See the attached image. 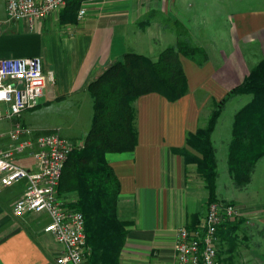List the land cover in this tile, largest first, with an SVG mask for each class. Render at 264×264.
Returning <instances> with one entry per match:
<instances>
[{
    "label": "crops",
    "instance_id": "obj_1",
    "mask_svg": "<svg viewBox=\"0 0 264 264\" xmlns=\"http://www.w3.org/2000/svg\"><path fill=\"white\" fill-rule=\"evenodd\" d=\"M195 5L196 0L93 1L86 4L87 15L82 20L77 17L79 13L71 14L63 8L37 23L34 29L26 21H19L24 24L18 26L38 32L37 37L19 35L8 39L9 35L0 34V60L40 57L44 67L56 75L55 85L47 88L40 106L23 113L22 125L34 136H38L35 130L45 134L60 130L64 137L63 130L76 133L74 124L41 128L35 126L34 120L45 104L52 108L60 102L71 103L78 106L77 114L82 113L84 106L93 108L89 85L127 53L157 59L170 47L165 45L178 44L180 38L174 26L181 25L192 32V25L196 26ZM0 12L6 15V0H0ZM6 18L10 22L7 15ZM235 19L232 34L236 40L248 42L254 49L257 46L264 53V11L252 15L240 13ZM51 32L56 39L52 35L47 42L50 48L44 52L41 38ZM59 41H63L64 47L55 49ZM157 44L163 47L157 50ZM8 46L13 48L7 51ZM206 53L209 61L204 67L181 57L189 82V93L183 99L171 103L158 94H150L134 103L138 146L134 152L107 156L121 185L117 215L127 224L128 231L119 264H179L176 251L179 230L192 229V217L201 214L203 218L208 213L209 191L198 175L197 165L186 163L174 149L186 147L188 133L202 127V105L208 103V98L216 99L219 91L222 99L257 64L249 70L240 54H231L234 71L217 75L222 69L215 67L217 60ZM234 119L235 116L229 133L221 132L218 123L212 136L220 175L217 196L221 198V189L227 182L231 183L225 187L239 192L228 190L226 197L237 200L233 204L242 216L241 222L236 221L240 222L238 228L221 236L220 258L222 264H264V175L258 176L260 167L264 170V158L257 163L251 183L243 189L237 188L228 166ZM1 124L7 128L0 134L11 128L8 122ZM85 136L71 143H82ZM7 144V140H0V147ZM18 163L28 169L35 168L30 156L21 157ZM25 189L26 182H21L0 195V264H57L56 259L64 248L45 232L50 222L48 215L26 214L20 218L13 215V205ZM70 198V202L76 201L77 196L72 194ZM259 235L262 238L256 237Z\"/></svg>",
    "mask_w": 264,
    "mask_h": 264
},
{
    "label": "trees",
    "instance_id": "obj_2",
    "mask_svg": "<svg viewBox=\"0 0 264 264\" xmlns=\"http://www.w3.org/2000/svg\"><path fill=\"white\" fill-rule=\"evenodd\" d=\"M83 2L66 0L65 11L78 14ZM182 56L199 67L209 61L205 49L178 42L164 50L157 60L127 53L88 87L93 100L91 128L82 146L71 152L59 186L63 200L67 195L76 194V201L69 202L68 206L84 215L90 249L86 264H119L128 231L127 224L117 215L121 185L107 156L134 152L138 146L134 107L137 100L158 94L174 103L188 95L189 82ZM239 96H248L251 101L235 115L228 166L236 187L248 186L257 163L264 158V59L220 101L213 99L206 126L188 133L186 147L174 149L186 163L197 164L199 176L209 191L208 204L218 199L220 176L212 136L222 113ZM201 217V214L192 217V229L197 227ZM240 222L221 226L220 236L232 233ZM225 227L227 231H224Z\"/></svg>",
    "mask_w": 264,
    "mask_h": 264
},
{
    "label": "built area",
    "instance_id": "obj_3",
    "mask_svg": "<svg viewBox=\"0 0 264 264\" xmlns=\"http://www.w3.org/2000/svg\"><path fill=\"white\" fill-rule=\"evenodd\" d=\"M93 1L104 0H84L79 20L87 15L86 4ZM65 6L66 0H6L8 20L26 21L31 29ZM55 82V73L45 70L40 57L0 60V124H11L6 133L0 134V140L8 141L5 147H0V195L7 188L26 182L25 191L13 205V215L20 218L26 214H47L50 222L45 232L64 248L57 264H86L90 249L84 215L69 207L59 195L68 158L82 143L69 142L60 130L34 136L20 122L24 112L40 106L47 88ZM26 156L34 159V169L18 163ZM239 219L233 205L212 204L202 225L179 230L176 244L179 264H222L219 229Z\"/></svg>",
    "mask_w": 264,
    "mask_h": 264
},
{
    "label": "rangeland",
    "instance_id": "obj_4",
    "mask_svg": "<svg viewBox=\"0 0 264 264\" xmlns=\"http://www.w3.org/2000/svg\"><path fill=\"white\" fill-rule=\"evenodd\" d=\"M220 1H223V2H219L218 0H196V5L194 6L195 13H196L194 20L196 21V26L194 27L192 25L193 31L191 32L189 31V29L187 30L186 28H183L181 25H179V27L178 25L174 26L178 31V36L180 38L179 42H182L192 48H201L203 50L205 49L210 54V56H213V58L217 60L218 64L220 63L219 65L215 64V67L217 68L221 67L222 69V70L217 71V75H220L222 73L227 74V73H230V71L232 72L234 71L236 66L234 64V61L233 62L231 61V56H230L231 54H233V56H235V54H240L242 58L244 59V62L248 64L247 68H249L250 70L254 65L261 62L260 60L264 59L263 58L264 53L262 49L258 50L257 46H255V49H256L255 50L252 46H250L248 42H242V41L236 40L237 38L236 36L232 34V30H233V26L236 24L235 16L237 14L247 13V14L252 15L254 13L264 11V0H220ZM192 12H193V9H192ZM6 15H7V12H6ZM6 15L3 12H0V34L1 35L2 34L9 35L8 39L17 37L19 35L21 36L36 35V37L38 36V32H31L24 25L18 26V23L24 24V22H16V21L8 22ZM54 34L53 32H51L50 34H46L42 36L41 47L44 43L43 45L45 46V48L43 49L44 52H47L49 50L50 46L47 45V42L53 37L52 35ZM54 38H55V35H54ZM176 45H173V46H176ZM165 46H172V45L167 44ZM63 47H64L63 41H59L57 42L55 49H62ZM162 47H163L162 44L156 45L157 50H160ZM12 48L13 46H8L6 50L9 51ZM27 50L29 51L31 50V48H27ZM182 57L185 58L184 56ZM152 59L157 60L158 58L156 59V57H154ZM45 70L48 71V69L46 68ZM49 71H53V70H49ZM192 72L193 71H189L190 74ZM194 95L196 97V88H194ZM216 96H217L216 100L220 101L221 99L219 98L222 95L219 91H216ZM213 99L215 98L213 97L208 98V103H204V105H202V117H201L202 127L206 126L208 119L210 117V114L212 112ZM247 102H249V97L247 96H239L230 102L227 109L222 113V116L219 122L218 129L221 132L226 131L227 133H229L231 129V122L233 121L235 114ZM54 105L55 106L52 108H47L48 106L46 104L44 105L43 112L39 114V116L34 120L36 123L35 126L37 127L41 126V128H50L52 126H61L62 124L67 125V126L74 124L77 126V127L74 126L75 127L74 132L76 133H71V131L67 132L63 130L65 137L70 142L82 139L83 136H85V134L89 132L91 128V123H92V117H91L93 113L92 107H89L88 105L84 106V110L82 111V113L77 114L75 113V110H78L77 105H74L71 103L66 104V103H61V102L54 104ZM4 128H7V125L0 124V131L3 130ZM45 133L44 131L35 130L36 135H41ZM190 150L193 153H195L192 149ZM197 154L196 155L198 157H201L199 153ZM194 165H197V164L194 163ZM197 172H198V166H197ZM263 175H264L263 167H260L258 176H263ZM226 179L227 178L225 176V181ZM227 184H231V183L227 182L225 186ZM225 186H224V189L222 188L220 191L221 198H218L214 202L207 204V207H206L207 209H209L211 205L214 203L231 204L234 207H236L235 205L237 202L236 199H234V201L230 200V198L227 199L229 197L228 190H230V192H234L235 194H237L239 191L234 190L233 187H230L228 189ZM70 197H72V194L67 195L66 198H64L67 204L70 202L69 200L72 199ZM219 199H221V201H219ZM222 200H227L229 202L222 201ZM241 217L242 216L239 213V218L242 220ZM204 219L205 217L200 219V222L197 224V226L202 225ZM262 233H264V230L262 231ZM256 237L262 238L260 235ZM260 264H263V263L260 262Z\"/></svg>",
    "mask_w": 264,
    "mask_h": 264
}]
</instances>
